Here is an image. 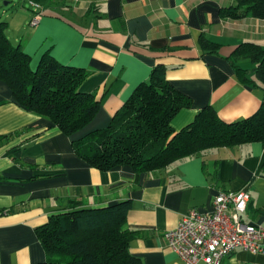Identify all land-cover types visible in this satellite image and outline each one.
<instances>
[{
    "label": "crops",
    "instance_id": "crops-1",
    "mask_svg": "<svg viewBox=\"0 0 264 264\" xmlns=\"http://www.w3.org/2000/svg\"><path fill=\"white\" fill-rule=\"evenodd\" d=\"M25 2L32 9L15 16L22 35L13 43L31 56L33 69L45 55L84 69L81 90L95 92L101 104L95 118L69 136L17 103L0 79V264L44 262L37 228L77 201L95 208L130 199L125 227L135 231L130 253L142 264H186L165 234L191 209L211 212L220 192L247 190L251 198L243 220L264 226V142L206 149L142 173L129 165L100 170L81 159L73 144L108 126L158 64L191 101L172 118L176 130L206 106L228 122L251 116L264 101V86L244 82L230 56L247 41L264 48V18L225 16L222 11L235 0ZM7 22L8 33L14 19ZM204 39L218 44L215 52ZM238 64L254 66L249 59ZM223 264H264V249H238Z\"/></svg>",
    "mask_w": 264,
    "mask_h": 264
},
{
    "label": "trees",
    "instance_id": "trees-1",
    "mask_svg": "<svg viewBox=\"0 0 264 264\" xmlns=\"http://www.w3.org/2000/svg\"><path fill=\"white\" fill-rule=\"evenodd\" d=\"M222 13L233 18H264V0H235ZM7 29L8 22L1 21L0 79L10 86L15 101L49 118L52 127L69 136L80 132L95 118L101 104L95 92L81 90L85 70L64 65L50 55L33 69L31 56L21 44L13 43ZM204 45L213 52L218 48L207 39ZM230 58L244 82L264 86L261 44L243 42ZM241 59H249L253 68L238 64ZM166 72L164 65H156L150 80L137 87L108 126L74 140L76 154L100 170L129 165L142 173L165 168L206 149L264 142V101L257 112L233 122L206 106L190 124L176 130L172 118L191 101L175 89ZM79 203L70 211L52 215L37 228L46 252V260L38 264H142L130 253L135 231L125 227L132 207L130 199L95 208L80 207Z\"/></svg>",
    "mask_w": 264,
    "mask_h": 264
},
{
    "label": "built area",
    "instance_id": "built-area-1",
    "mask_svg": "<svg viewBox=\"0 0 264 264\" xmlns=\"http://www.w3.org/2000/svg\"><path fill=\"white\" fill-rule=\"evenodd\" d=\"M38 19L39 15L32 23ZM250 198L247 190L220 192L212 202L211 212L191 209L175 228L166 232L168 246L186 264H223L224 258L238 249L262 251L264 226L243 220Z\"/></svg>",
    "mask_w": 264,
    "mask_h": 264
},
{
    "label": "rangeland",
    "instance_id": "rangeland-1",
    "mask_svg": "<svg viewBox=\"0 0 264 264\" xmlns=\"http://www.w3.org/2000/svg\"><path fill=\"white\" fill-rule=\"evenodd\" d=\"M7 1L10 2L7 3ZM25 1L27 0H0V22L14 19L12 27L8 30V35L13 41L16 37H21L22 35L18 25L20 18H15V16H21L20 12L22 11L30 13L32 9ZM22 4H25L27 7L24 9Z\"/></svg>",
    "mask_w": 264,
    "mask_h": 264
}]
</instances>
